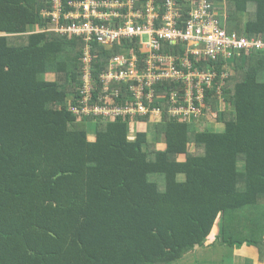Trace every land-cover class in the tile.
Masks as SVG:
<instances>
[{"label": "trees", "instance_id": "trees-1", "mask_svg": "<svg viewBox=\"0 0 264 264\" xmlns=\"http://www.w3.org/2000/svg\"><path fill=\"white\" fill-rule=\"evenodd\" d=\"M49 10V0H0V264H170L217 221L219 243L261 257L264 49L233 59L221 110L215 88L206 95L203 113L215 112L222 131L174 115L183 89L160 80L142 86L150 111L139 118L156 122L154 136L138 128L129 139L118 117L97 119L89 138L93 116L65 105L81 95L85 44L47 30ZM226 12L227 30L264 41V0H226ZM90 52L89 103H124L137 81L100 76L118 47L92 42Z\"/></svg>", "mask_w": 264, "mask_h": 264}, {"label": "built area", "instance_id": "built-area-1", "mask_svg": "<svg viewBox=\"0 0 264 264\" xmlns=\"http://www.w3.org/2000/svg\"><path fill=\"white\" fill-rule=\"evenodd\" d=\"M49 1L50 10L43 12L50 18L47 30L80 37L85 44L84 67H91L92 42L105 49L117 46L118 54L109 59L108 71L100 75L101 81L105 85L111 80L137 81L136 86L129 85L124 103L100 96V104H91L96 80L90 78V68L86 74L83 67L78 89L81 95L76 96L79 101L70 108H77L82 118L103 112L108 119L135 120L150 111L142 103V86L167 80L181 84L183 89L180 105L170 108L174 115L196 119L209 118L211 114L216 119L213 111L203 113L209 90L215 88L217 102L222 105L221 85L231 73L233 59L264 49L261 38L227 31L222 26L225 0ZM218 108L221 110V106Z\"/></svg>", "mask_w": 264, "mask_h": 264}, {"label": "crops", "instance_id": "crops-1", "mask_svg": "<svg viewBox=\"0 0 264 264\" xmlns=\"http://www.w3.org/2000/svg\"><path fill=\"white\" fill-rule=\"evenodd\" d=\"M226 2V0H225ZM225 16L227 17V12L225 9ZM225 17V20H226ZM224 16L220 17V22L222 26L226 28V23ZM231 31V30H227ZM236 31V30H232ZM237 32V31H236ZM239 33V32H238ZM242 34V33H240ZM248 36L247 34H242ZM259 37L260 36H252ZM262 39V38H261ZM140 117V116H139ZM137 117L135 121L131 124L133 125V132H130L129 139H133L135 136V131L138 128L147 131L149 136H154L156 122H145ZM154 123V130L148 131L147 124ZM163 147V145L161 146ZM182 174L178 175V179ZM219 232V222H216V226L212 231V234L205 241L204 245L196 246L191 252L186 253L182 258L170 264H264V254L260 257L259 250L256 246L243 244L239 247H233L226 244L219 243L217 240V235Z\"/></svg>", "mask_w": 264, "mask_h": 264}, {"label": "rangeland", "instance_id": "rangeland-1", "mask_svg": "<svg viewBox=\"0 0 264 264\" xmlns=\"http://www.w3.org/2000/svg\"><path fill=\"white\" fill-rule=\"evenodd\" d=\"M228 6H229V4L227 3V9H228ZM232 63H233V61H232ZM84 71L86 72V74H88V72H89V66L86 65V67H84ZM70 97L71 96H69V98L66 99V101H65V105H68V108H72V106H73V105H71L70 102L72 100H74V97L72 99H70ZM220 106L222 108V105L221 104H218V107H220ZM72 110H73L74 113H76V114L78 113L77 108H74ZM88 110L89 109L87 108V111ZM92 116L93 117H96L97 116V118L90 119L89 121L86 122L87 124H85L86 127H87V129H88V136H89V138H92L93 135H94V133H95V126H96L97 119H100L102 121H105L106 118H107V114H105L103 112L97 113V115H93L92 114ZM201 117H203V118H201ZM201 117H200V120L197 121L198 122V125H199V127L201 129H204L205 128V129L215 130V131H222L223 130V127H224L223 126V123L220 122V121H216L215 122V118L211 114H209V118H205V116H201ZM131 123H132V120H130L129 130L133 129V125ZM147 125H148V131L151 132V131L154 130V128H153L154 123L147 124ZM190 150H193V148L190 147ZM183 179H184V176L181 175L180 178H179V180H183ZM160 186H161L160 188H162V185H160Z\"/></svg>", "mask_w": 264, "mask_h": 264}, {"label": "clouds", "instance_id": "clouds-1", "mask_svg": "<svg viewBox=\"0 0 264 264\" xmlns=\"http://www.w3.org/2000/svg\"><path fill=\"white\" fill-rule=\"evenodd\" d=\"M225 6H226V5H225ZM83 48H84V47H83ZM242 55H243V54H242ZM117 102H119V101L117 100ZM76 115H77V114H76ZM88 115H92V114H88ZM88 115H87V116H88ZM77 116H79V115H77ZM85 118H86V117H84V119H85ZM94 118H97V116H96V117H92V119H94ZM106 120H112V119H108V118H106ZM106 120H105V121H106ZM122 120H123V119H122ZM124 121H127L128 124H130V121H128V120H124ZM133 121H135V120H132V122H133ZM216 121H217V119H215V122H216ZM86 122H87V121H86Z\"/></svg>", "mask_w": 264, "mask_h": 264}, {"label": "bare ground", "instance_id": "bare-ground-1", "mask_svg": "<svg viewBox=\"0 0 264 264\" xmlns=\"http://www.w3.org/2000/svg\"><path fill=\"white\" fill-rule=\"evenodd\" d=\"M90 68V67H89Z\"/></svg>", "mask_w": 264, "mask_h": 264}]
</instances>
